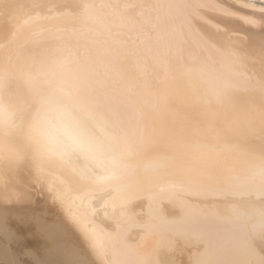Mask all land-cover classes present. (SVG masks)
<instances>
[{
	"label": "bare ground",
	"instance_id": "6f19581e",
	"mask_svg": "<svg viewBox=\"0 0 264 264\" xmlns=\"http://www.w3.org/2000/svg\"><path fill=\"white\" fill-rule=\"evenodd\" d=\"M33 2L0 0V47L10 53L42 29L86 45L87 97L96 119L125 135L129 156L118 170L76 159L40 175L29 160L6 157L0 193L11 199H0V214L23 237L12 248L52 264L66 246L91 264L264 254L262 70L258 48L232 33L264 0H182L202 5L188 16L151 7L158 0H38L60 5L45 8L42 22L25 7ZM16 191L33 204L17 202ZM29 207L52 232L20 222ZM162 236L175 247H161Z\"/></svg>",
	"mask_w": 264,
	"mask_h": 264
},
{
	"label": "clouds",
	"instance_id": "9594fccd",
	"mask_svg": "<svg viewBox=\"0 0 264 264\" xmlns=\"http://www.w3.org/2000/svg\"><path fill=\"white\" fill-rule=\"evenodd\" d=\"M93 71L86 45L70 36L53 39L44 29L39 40H14L10 53L0 47V164L6 157L27 159L40 175L54 164L82 159L118 170L129 156L127 141L96 119L85 91ZM201 258L205 264H261L264 254L237 248L227 257L210 253L188 264Z\"/></svg>",
	"mask_w": 264,
	"mask_h": 264
},
{
	"label": "snow or ice",
	"instance_id": "6c2138e0",
	"mask_svg": "<svg viewBox=\"0 0 264 264\" xmlns=\"http://www.w3.org/2000/svg\"><path fill=\"white\" fill-rule=\"evenodd\" d=\"M130 6L135 5H126V7ZM25 7L29 11L36 13V19L39 21L42 18H50L41 15L45 8L50 9L53 7H60V5H54L50 3L46 4L43 2H38V0H34L32 4L25 5ZM151 7L157 10L164 9L169 12H180L188 16L194 10L202 7V5L191 2H182V0H158V2ZM259 7L261 9L259 15L250 13L242 14L241 19L243 20V23L239 27L232 29V33L239 34L242 32L248 40V46L258 48L259 56L257 59L262 70V79L259 82V87L262 91H264V3H262ZM213 27L217 31H228L224 25L219 23L213 25ZM257 36L258 40L256 38ZM232 58L234 61L239 60V57L234 53L232 54ZM261 170L264 171V164H262ZM163 190L164 189H161V191ZM13 195L15 196L17 202L29 206L33 204V201L30 199L27 193L16 191L13 193ZM0 199H11V197L4 193H0ZM19 220L21 223H27L34 226L41 234H49L53 230L52 226L47 222L44 213L32 207H29L28 210L19 217ZM146 228L151 231L153 225H147ZM173 231L179 230L174 229ZM22 239L23 237L21 234L9 224L7 218L0 214V264H52V262L37 258L33 249L24 247L19 253L16 252L12 248V245L14 243H19ZM175 245L176 241L174 239H166L163 236L161 237V247H167L171 250L175 247ZM62 255L63 259L55 262V264H91L90 260L83 256L78 249L72 246L64 247L62 250ZM21 257H28L29 259H23ZM153 264H177V262L174 258L170 257L166 260H156L153 262ZM196 264H205V260L201 258L197 260ZM261 264H264V260L261 261Z\"/></svg>",
	"mask_w": 264,
	"mask_h": 264
}]
</instances>
